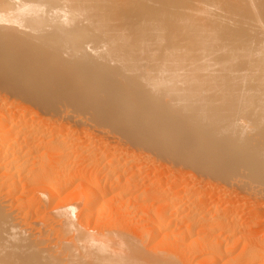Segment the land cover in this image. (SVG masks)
<instances>
[{
  "label": "bare ground",
  "instance_id": "bare-ground-1",
  "mask_svg": "<svg viewBox=\"0 0 264 264\" xmlns=\"http://www.w3.org/2000/svg\"><path fill=\"white\" fill-rule=\"evenodd\" d=\"M29 86L50 89L64 117L70 106L119 134L101 170L74 169L68 131L40 134L27 105L0 95V188H12L0 192V264H181L178 251L202 264H264V241L244 234L232 204L211 202L205 180L224 174L264 205V0H0L1 91ZM84 137L69 141L79 149ZM152 148L180 161L153 158L171 177L140 191V174L125 166ZM19 187L45 194L21 218L10 210ZM31 209L44 210L37 227L23 225ZM120 211L137 214V239ZM146 240L164 252H148Z\"/></svg>",
  "mask_w": 264,
  "mask_h": 264
},
{
  "label": "rangeland",
  "instance_id": "rangeland-1",
  "mask_svg": "<svg viewBox=\"0 0 264 264\" xmlns=\"http://www.w3.org/2000/svg\"><path fill=\"white\" fill-rule=\"evenodd\" d=\"M63 74H65V73H63ZM63 74H60V75H62V76H64ZM67 75V74H66ZM42 79H43V77H42ZM36 83V82H35ZM40 83V81L38 80V82L36 83V84H39ZM36 84H34V85H36ZM41 84H42V81H41ZM41 84H39V85H41ZM38 86V85H37ZM36 86V87H37ZM35 86H33V88L35 89L36 88ZM43 87V86H42ZM48 88H49V86H47ZM26 88V87H25ZM21 89V90H19L18 92H21L22 94H11V93H9L8 91L6 92V90H8V89H5L4 88V90L3 91H1L2 89H3V87H0V95H1V99L3 98L4 99V97H5V102L7 101V99H8V101H7V103L9 102V103H11L12 104V106L15 108H17V110H20V109H23L22 108V106L23 107H25L26 105H27V107H28V112H26L25 114H26V116H25V118L27 117V120L26 121H28V122H26V123H28L29 124V122L31 121V119H33V121H32V123H30L29 125V127H31V124H32V127H31V129H35L36 128V126L38 127V128H36L35 130H38V132L40 133V134H42L43 133V135H45V136H49V135H54V134H56L57 132L59 133H64V132H67L68 131V133H69V136H70V138L72 139L73 137H75V136H77V135H79V137L81 136V137H84V135H86V137H84V138H82L81 139V141H83V142H80L81 143V145H80V143H78L79 145H80V147H79V149L77 148V146H75L74 147V144L75 143H73V142H71L72 140L71 139H69L68 138V140H67V144H66V147H67V150H66V152L68 151V152H70V153H68V156H69V158L70 159H68L67 158V160H69V164H70V162L72 163V164H70V166L71 167H75V166H77L76 168H87L88 170H94V169H99L100 167H101V169H102V167H103V163H102V161L104 162V158H106V156H110V152L112 151V150H114L113 149V147L115 146V144H116V137H117V135L119 134V132L117 131H115L114 129V127H109V126H99V127H104L103 129H100L99 127H95V126H92V125H94L93 124V122H92V124H91V121H89V118L87 119L86 118V116L85 115H83L84 116V118H82V119H80V118H78V116H76V117H73V115L75 116V114L76 113H74V114H72L73 112V110H71L70 111V109H71V107L70 106H66V110H69V116L67 117H64L65 116V114L64 115H62L63 113H64V111L62 110V109H64L63 107H62V101H58L57 99H54V98H52V97H50V95H52V91H50V93H48V91L50 90V89H48V90H43L45 87H43V89H40V87H38L40 90L38 91V88H37V90L36 91H34V89L32 88V86H29V87H27L26 89ZM46 89V88H45ZM9 91H13V90H9ZM37 92V93H36ZM4 93V94H3ZM6 94V95H5ZM41 96H40V95ZM13 97V99H12V97ZM19 95V96H18ZM4 96V97H3ZM7 96V97H6ZM11 97V98H10ZM47 97V98H46ZM49 97L51 98L50 99V101H48L49 100ZM21 98V99H20ZM34 99V101H35V103H34V101L32 102L31 101V99ZM39 98V99H38ZM41 98H46L45 100H44V102H42V101H40V99ZM18 99V100H17ZM20 99V100H19ZM36 99H38L39 101H36ZM55 100V102L57 103V105H56V103L54 102V100ZM30 100V101H29ZM4 101V100H3ZM18 101H20V102H18ZM46 102L48 103V104H46ZM51 102H53V103H51ZM60 102V105L58 104ZM43 103V104H42ZM67 103V102H66ZM22 104V105H21ZM33 104V105H32ZM45 104V105H44ZM43 105H44V107H43ZM21 106V107H20ZM32 106V107H31ZM38 106V107H37ZM52 106V107H51ZM60 106H61V108H60ZM57 107H58V110H57ZM26 108V107H25ZM38 108V109H37ZM47 108V109H46ZM71 113V114H70ZM62 115V116H61ZM70 115H72V116H70ZM30 116V117H29ZM83 116H81V117H83ZM88 117V116H87ZM31 118V119H30ZM37 118V119H36ZM78 118V119H77ZM51 119V120H50ZM76 119V120H75ZM79 119L81 120V122L79 121ZM87 120V121H86ZM91 120V119H90ZM40 122V123H39ZM86 122H87V124L89 123V125H87L86 124ZM25 123V125H26V127L28 128V124H26ZM75 123V124H74ZM37 124V125H36ZM86 124V125H85ZM90 124H91V126H90ZM34 125V126H33ZM49 125H51V126H49ZM67 125V126H66ZM59 126V127H58ZM55 127V128H54ZM57 127V128H56ZM86 127V128H85ZM43 128V129H42ZM112 128H114V129H112ZM53 129V130H52ZM64 129V130H63ZM78 129V130H77ZM83 129V130H82ZM99 129V130H98ZM106 129V130H105ZM76 130V131H75ZM87 130V131H86ZM102 130L104 131H106V132H103L102 133ZM108 130H110V131H108ZM101 131V132H100ZM115 131V132H114ZM84 132H87V133H85L84 134ZM118 133V134H117ZM76 134V135H75ZM92 137H91V136ZM72 136V137H71ZM99 137V138H98ZM88 138V139H87ZM124 138V137H123ZM125 138H126V136H125ZM74 139V138H73ZM69 140H71V141H69ZM93 141V142H92ZM70 143H73V144H70ZM99 143V144H98ZM76 145V144H75ZM102 147H101V146ZM106 147H105V146ZM142 144H137L136 146L137 147H144V146H141ZM72 146V147H71ZM98 146V147H97ZM101 148H100V147ZM66 147L64 146V149H66ZM90 147V148H89ZM97 147V148H96ZM105 149H104V148ZM109 147V148H108ZM76 148V149H75ZM100 148V149H99ZM100 151H98V150ZM150 149V148H149ZM148 149V152H146L147 153V157L146 156H138L137 158H135L132 162H129L127 165L128 166H125V169L126 168H130V169H127L126 171H129V172H127V173H130V172H132V170H137L138 171V174H140V176H142V177H137V179H136V182H134V186H136V188H137V186H139L140 184H142L140 187H139V189H140V191H142V190H144L143 188H145L146 186H147V183L149 182V184L150 183H154L153 185V187H156L157 185H156V183H157V180L158 179H156V178H159V176H160V178L162 177L163 178V180H167V178H168V180H169V178L171 177V173L169 172V170L168 169H166V168H164V166L163 165H158V166H162L161 168L160 167H156V165H154L152 162H153V160H155V162H156V159H157V162H162L161 164H163V163H166L167 161H169L170 159L172 160V161H174L172 158H168V156H166V157H164L163 155H161V154H159V152L157 151L156 152V150L155 149H151V150H149ZM72 150V151H71ZM77 150V151H76ZM96 151H98V152H96ZM85 152V153H84ZM105 152V153H104ZM108 152V153H107ZM113 152V151H112ZM98 153V154H97ZM110 153V154H109ZM103 154L104 155H106V156H104L103 157ZM107 154H109V155H107ZM156 154V155H155ZM102 156L103 157V159L100 157V156ZM149 155H151V158H150V156ZM153 155V156H152ZM97 156V157H96ZM101 158H99V157ZM157 156H159L158 158H157ZM45 157H47V156H45ZM87 157V158H86ZM162 157V158H161ZM81 158V159H80ZM84 158V159H83ZM95 158H97L98 160H99V162H98V164L97 163H95V162H97V161H93V159H95ZM124 158H126V156H124ZM154 158V159H153ZM163 158H164V160H163ZM75 159V160H74ZM107 159V158H106ZM127 159V158H126ZM150 159V160H149ZM153 159V160H152ZM166 159H167V161H166ZM169 159V160H168ZM176 159H178L179 161H180V159L179 158H175V161H174V163L175 164H177V161L178 160H176ZM88 160V161H87ZM101 160V161H100ZM140 160V161H139ZM151 160H152V162H151ZM170 160V161H171ZM73 161V162H72ZM79 164H78V163ZM89 162V163H88ZM92 162H94V165H93V163ZM90 163H92V164H90ZM100 163V164H99ZM77 164V165H76ZM102 164V165H101ZM183 164V165H182ZM96 165V166H95ZM100 167H99V166ZM149 165H150V167H149ZM180 165V166H179ZM186 165V164H185ZM89 166V167H88ZM94 166V167H93ZM139 166V167H138ZM153 166V167H152ZM155 166V167H154ZM178 166L181 168V167H183L184 166V163H178ZM143 167V168H142ZM146 167V168H145ZM192 167H194V168H192ZM191 168L192 169H197L196 167L197 166H192ZM132 168V169H131ZM136 168V169H135ZM138 168V169H137ZM150 168V169H149ZM75 169V168H74ZM101 169H99V170H101ZM124 169V168H123ZM144 169V170H143ZM140 170V171H139ZM194 170V171H195ZM136 171V172H137ZM156 172H157V174H156ZM153 173V174H152ZM147 175V176H146ZM182 175H183V172H182ZM216 175H218V176H216ZM223 175V176H222ZM222 175H219L218 173L217 174H213V176H212V174H210L209 176L211 177H206V181H208V179H209V182H210V184H211V188H209V191H208V194H207V196H209L210 198H211V202H213L214 204H215V206L216 205H218V207H222L223 208V206H225L226 204H232V206H234V208H235V215H237L236 217H237V219L239 220V224H238V227H240V226H243L244 228H245V235H246V233H247V235H252V236H257L258 238V241H256L257 242V244H259V245H261V244H263V241H264V238H262V237H264V227L263 226H261V225H259V224H261L260 222L259 223H257V221L259 220H255L254 218H255V216L257 215V213L258 214H262V216H261V219L262 218H264V205H263V207L261 206H258V208H256V203L255 202H257V200H259L258 202H260V198L258 199L257 197H255L253 194H251V195H249V194H247V193H244L245 192V190L246 189H244V188H242L241 189V187L239 186V187H237L236 188V186L234 187V189L232 188V186H234V185H231V184H229V183H226V184H229L230 186H226L225 185V183L224 182H226L225 180H223V179H225L224 177H225V175L224 174H222ZM156 176V177H155ZM208 176V175H207ZM223 177V178H222ZM141 178V179H140ZM159 178V179H160ZM165 178V179H164ZM143 179V180H142ZM154 179V180H153ZM140 180V182H138ZM142 180V181H141ZM0 181H2L3 182V179L1 178L0 179ZM2 182H0V184H2ZM138 182V183H137ZM156 182V183H155ZM136 183V184H135ZM221 183V184H220ZM224 183V184H223ZM158 184V183H157ZM73 185H76V184H71L70 185V187L68 186V188H65V189H63V192L62 193H66V191H72V190H74L73 188L75 187H73ZM156 185V186H155ZM166 185H168V184H166ZM223 185H225L227 188H224V186ZM219 186L221 187L222 186V188H224L223 190H222V188L220 189L219 188ZM7 187H8V185H7ZM6 187V184H4V186L2 187V188H0V192H1V194L2 193H5L4 191H7V190H9L8 188ZM229 187V188H228ZM146 188H148V186L146 187ZM145 188V189H146ZM240 190H242V191H240ZM6 189V190H5ZM12 189V188H11ZM10 189V190H11ZM21 189L23 190L22 191V193H21ZM70 189V190H69ZM72 189V190H71ZM228 189H230V190H228ZM238 190V192H237V190ZM65 190V191H64ZM228 190V191H227ZM237 192H235V191ZM216 191V192H215ZM226 191V192H225ZM230 191V192H229ZM16 192V193H15ZM25 193V195H24V193ZM235 192V193H234ZM243 192V193H242ZM33 193V194H32ZM42 193H44V192H39V193H35L34 194V192H32V191H30V190H28V189H24V188H18L16 191H14V193H12L13 195H12V197H16L15 199V201L14 202H10L8 199H7V202H10L11 204H12V208H10V203H9V208H10V210L11 211H13V215H17V216H19L18 218H21V216H22V214H21V212H27L26 210H28L29 209V206H31L30 208H35L37 205H38V203H37V199L39 200H43L44 202H45V196H43V195H45V194H42ZM222 193V194H221ZM223 193H225V194H223ZM238 193H241V195L240 194H238ZM4 195V194H3ZM16 195V196H15ZM23 195V196H22ZM223 195V196H222ZM239 195V196H238ZM19 196V197H18ZM29 196V197H28ZM35 196V197H34ZM61 196H63V194H61ZM5 197V196H4ZM21 197V198H20ZM26 197V198H25ZM39 197V198H38ZM228 197V198H227ZM233 197V198H232ZM5 198H8V196H6ZM4 198V199H5ZM25 198V199H24ZM227 198V199H226ZM27 199H29V200H27ZM20 202H19V201ZM23 200H25V201H23ZM17 201H18V203H17ZM21 201H23V202H21ZM235 201H236V203H235ZM29 202V203H28ZM36 202V203H35ZM16 203V204H15ZM20 203V204H19ZM34 203V204H33ZM149 203H151L150 201H149ZM148 203V204H149ZM226 203V204H225ZM28 204H29V206H28ZM233 204H237V205H233ZM24 205V206H23ZM250 205V206H249ZM255 205V206H254ZM252 206H254L256 209H253V207ZM51 207H52V205L50 206V205H48V207H47V209H51ZM237 207V208H236ZM27 208V209H26ZM17 209H19L18 211L20 212H18L17 211ZM26 209V210H25ZM31 209V210H32ZM47 209H46V211H47ZM242 209V210H241ZM25 210V211H24ZM35 210V209H34ZM34 210H32V211H30L29 212V214H31V215H29V219L27 220V221H24V220H22V222L24 221V223H27V225L26 224H23L24 226H26V227H28V225H29V227H30V224L31 225H33V227H34V224H35V222H34V220H35V218H40L41 216H42V213L44 212V210L42 209V210H40V211H38V213L37 214H35L37 217H34L35 215L33 214L34 212ZM254 210H256V211H254ZM127 211V210H126ZM126 211H124V213L123 212H121V214H123V217L125 218L124 220L125 221H127V222H130L133 226H131L130 228H129V230H130V232L128 231V228L126 229V231L128 232V233H133V231H135V228H136V234H137V236L135 235V234H131V237L133 238V236L132 235H135L134 236V238L135 239H137V237L139 236L138 234H139V225H138V228H137V225H136V223L138 224V216H137V214H130V217H128L127 215V213H126ZM107 212V210L104 212V213H102V219L104 220V218L105 219H108L109 220V218H110V214L108 213H106ZM18 213H19V215H18ZM40 213V214H39ZM256 213V215H254ZM45 214V213H44ZM106 215V216H105ZM125 215H126V217H125ZM134 215V216H133ZM250 215V216H249ZM23 216H24V213H23ZM40 216V217H39ZM32 217V218H31ZM251 217V218H250ZM129 219H130V221H129ZM124 220H122V222L121 223H125V222H123ZM37 221H39V220H37ZM94 222V221H93ZM126 222V223H127ZM255 222V223H254ZM29 223V224H28ZM41 222H38V223H36L37 225H39ZM35 224V225H36ZM243 224V225H242ZM37 225H36V227H37ZM135 225H136V227H135ZM250 227V228H249ZM248 230H247V229ZM238 229V228H237ZM260 229V230H259ZM133 230V231H132ZM132 231V232H131ZM251 232V234H250V232ZM127 233V235L128 236H130L129 234ZM260 236H261V239H262V243H261V240H260ZM133 238V239H134ZM146 238H144L143 240H145ZM147 239H149V238H147ZM260 240V241H259ZM146 244H145V243ZM149 240H146V241H141V245H142V247H144V249L145 250H147L148 252L150 251V249H151V251L154 249V251L153 252H158V253H161L162 254V252H164L163 250L166 248H161L160 246H158L159 248H161V250H158L157 251V249H156V247L154 246H152V245H154V244H152V242H150ZM140 244H139V246H140ZM241 244L243 245V241L242 242H240V243H238V245L232 250V251H230V254L229 255H232V257L234 256H236V255H234V253L236 254L239 250H240V247H242L241 246ZM264 245V244H263ZM262 245V246H263ZM141 247V246H140ZM151 247V248H150ZM157 247V248H158ZM237 247H239V249H237ZM146 248H148V249H146ZM142 249V248H141ZM144 249H142L143 251H144ZM171 250V248H168V250ZM173 249V248H172ZM156 250V251H155ZM167 250V249H166ZM167 250V251H168ZM169 250V251H170ZM238 250V251H237ZM146 251V252H147ZM166 251V252H167ZM168 251V253H170ZM178 251V250H177ZM177 251H173L174 253L175 252H177ZM236 251V252H235ZM173 252H171V254H173ZM188 252V251H187ZM186 252V254H187V256H183V254L184 255H186L185 253H183L182 254V256H180L181 254H179L180 252L178 251L177 252V254H178V258L177 259H182V261H180V263L182 264V263H184L185 262V260H186V264L187 263H189V264H196V262L195 261H197V264L199 263V264H202L203 263V261L202 260H200L198 257L199 256H193V253L192 254H188ZM233 252V253H232ZM232 253V254H231ZM239 253V252H238ZM176 254V253H175ZM192 257V262H191V260L189 259V258H191L190 256ZM176 257H177V255H176ZM183 257H185V258H183ZM195 257V258H194ZM197 257V258H196ZM229 257H231V256H229ZM242 257V260H244V261H246L245 259V256H240V258ZM188 258V259H187ZM196 259H199L200 261H201V263H200V261L199 260H196ZM259 260V261H258ZM184 261V262H183ZM241 261V260H240ZM194 262V263H193ZM206 262V263H205ZM209 262V261H208ZM207 261H204V264H207L208 263ZM262 260H261V258L260 259H257L256 260V263L254 262V264H262ZM179 264V263H178ZM185 264V263H184ZM209 264H213L212 262H210ZM241 264H247L246 262H243V261H241Z\"/></svg>",
  "mask_w": 264,
  "mask_h": 264
}]
</instances>
